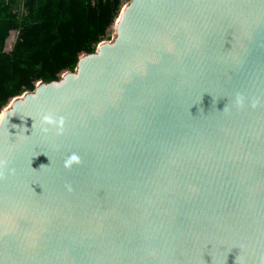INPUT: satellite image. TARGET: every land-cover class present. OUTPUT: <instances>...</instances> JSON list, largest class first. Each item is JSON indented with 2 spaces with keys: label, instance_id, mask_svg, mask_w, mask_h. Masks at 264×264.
I'll return each mask as SVG.
<instances>
[{
  "label": "water",
  "instance_id": "water-1",
  "mask_svg": "<svg viewBox=\"0 0 264 264\" xmlns=\"http://www.w3.org/2000/svg\"><path fill=\"white\" fill-rule=\"evenodd\" d=\"M112 25L0 112V264H264V0Z\"/></svg>",
  "mask_w": 264,
  "mask_h": 264
},
{
  "label": "trees",
  "instance_id": "trees-1",
  "mask_svg": "<svg viewBox=\"0 0 264 264\" xmlns=\"http://www.w3.org/2000/svg\"><path fill=\"white\" fill-rule=\"evenodd\" d=\"M126 1L0 0V112L37 81L73 71L81 53L110 39Z\"/></svg>",
  "mask_w": 264,
  "mask_h": 264
},
{
  "label": "rangeland",
  "instance_id": "rangeland-1",
  "mask_svg": "<svg viewBox=\"0 0 264 264\" xmlns=\"http://www.w3.org/2000/svg\"><path fill=\"white\" fill-rule=\"evenodd\" d=\"M113 34H114V27H113V25H112L110 35L112 36ZM12 41H13V36H11V37L8 39L7 45L9 46V45L12 43Z\"/></svg>",
  "mask_w": 264,
  "mask_h": 264
},
{
  "label": "clouds",
  "instance_id": "clouds-1",
  "mask_svg": "<svg viewBox=\"0 0 264 264\" xmlns=\"http://www.w3.org/2000/svg\"><path fill=\"white\" fill-rule=\"evenodd\" d=\"M44 119L45 120H47L48 119V117H44ZM60 129H58V131H59ZM72 161H78V156H76L75 154H73L72 156H71V158H70Z\"/></svg>",
  "mask_w": 264,
  "mask_h": 264
}]
</instances>
